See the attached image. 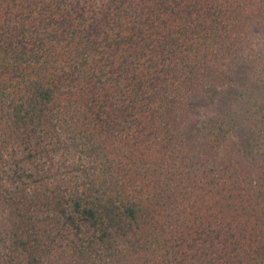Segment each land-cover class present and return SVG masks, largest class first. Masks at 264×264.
Returning a JSON list of instances; mask_svg holds the SVG:
<instances>
[{"label":"trees","instance_id":"trees-1","mask_svg":"<svg viewBox=\"0 0 264 264\" xmlns=\"http://www.w3.org/2000/svg\"><path fill=\"white\" fill-rule=\"evenodd\" d=\"M0 264H264V0H0Z\"/></svg>","mask_w":264,"mask_h":264},{"label":"rangeland","instance_id":"rangeland-1","mask_svg":"<svg viewBox=\"0 0 264 264\" xmlns=\"http://www.w3.org/2000/svg\"><path fill=\"white\" fill-rule=\"evenodd\" d=\"M196 105L198 106V112H199V113H200V112H203V110L206 109V108H203V107H202V105L200 104L199 101H197Z\"/></svg>","mask_w":264,"mask_h":264}]
</instances>
